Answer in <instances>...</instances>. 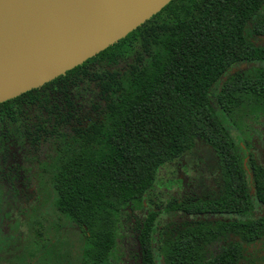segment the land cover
Wrapping results in <instances>:
<instances>
[{
    "label": "trees",
    "instance_id": "1",
    "mask_svg": "<svg viewBox=\"0 0 264 264\" xmlns=\"http://www.w3.org/2000/svg\"><path fill=\"white\" fill-rule=\"evenodd\" d=\"M44 150L63 218L52 237L27 181ZM20 183L31 188L30 247L17 253L0 234L19 264H264V0H172L0 103L7 216L10 204L24 215Z\"/></svg>",
    "mask_w": 264,
    "mask_h": 264
},
{
    "label": "water",
    "instance_id": "2",
    "mask_svg": "<svg viewBox=\"0 0 264 264\" xmlns=\"http://www.w3.org/2000/svg\"><path fill=\"white\" fill-rule=\"evenodd\" d=\"M170 1L0 0V103L82 64Z\"/></svg>",
    "mask_w": 264,
    "mask_h": 264
},
{
    "label": "flooded vegetation",
    "instance_id": "3",
    "mask_svg": "<svg viewBox=\"0 0 264 264\" xmlns=\"http://www.w3.org/2000/svg\"><path fill=\"white\" fill-rule=\"evenodd\" d=\"M42 86L38 88H41ZM195 154L197 156H201V154H198V151L195 152ZM52 156H53V153H51L49 150H44L41 153V157L38 159L39 163H36L35 165H33L32 170L28 173V174L32 173L31 174L32 181L30 182L29 179H27L29 184L32 183V185H34L33 195L35 197L34 201H36V204L34 205L36 206V212L38 213L37 218H39L40 220V226H38V228L40 227L41 232L44 233L45 234L44 236H47V237L53 236V234L51 235V233L53 229L57 227L56 225H54L56 221L63 222V218L58 213V211H56V208L54 207L52 203V198L55 195L54 189L52 187L53 183L51 181L52 170H51L50 164L52 162ZM197 162L199 163V167L201 169L202 168L201 161H197ZM183 164L185 165L186 162L183 161ZM194 166L196 167L198 165L192 164V166H189L188 170L194 169ZM176 171H177V176L183 178L184 182L186 183L188 180V176H187L188 174L185 172L182 164L176 169ZM28 183H20L18 186V189L20 190L19 195L22 194L23 196L21 198V201L18 202V206L19 205L23 206V209H24L23 216L19 215L18 211L13 209L14 206L11 204L9 207L10 214L9 216H7L6 211L8 210L7 208L8 203L3 202V204L2 203L0 204V210L2 209L0 211V234L2 236L4 234H7L5 237L11 242L10 247L12 246L13 248L17 249L18 250L17 253H19L20 251L25 253V251L29 249L30 244H31V224H30V217H29L31 188ZM59 217H61V219H59ZM45 221H46V224H45ZM66 226H64V231L67 234ZM62 228H63L62 226H59L57 228L59 233L62 230ZM80 231L82 232L81 228H80ZM81 232H78V233L68 232V235L77 240ZM10 258L11 257L8 256L7 251H0V264H19L18 263L19 260L17 258L16 259L14 258L10 259Z\"/></svg>",
    "mask_w": 264,
    "mask_h": 264
},
{
    "label": "rangeland",
    "instance_id": "4",
    "mask_svg": "<svg viewBox=\"0 0 264 264\" xmlns=\"http://www.w3.org/2000/svg\"><path fill=\"white\" fill-rule=\"evenodd\" d=\"M201 152H202V149L198 151V154H201ZM45 224H46V221H45ZM66 228H67L66 229L67 234H68V232H74V233L81 232L79 227H77V226H75V225H73L71 223H69L66 226Z\"/></svg>",
    "mask_w": 264,
    "mask_h": 264
}]
</instances>
